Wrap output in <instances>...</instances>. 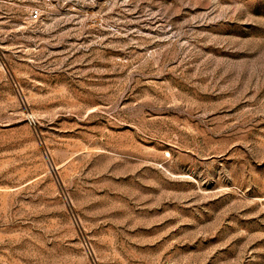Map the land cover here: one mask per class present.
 Segmentation results:
<instances>
[{
	"label": "rangeland",
	"instance_id": "374dc122",
	"mask_svg": "<svg viewBox=\"0 0 264 264\" xmlns=\"http://www.w3.org/2000/svg\"><path fill=\"white\" fill-rule=\"evenodd\" d=\"M0 264H264V0H0Z\"/></svg>",
	"mask_w": 264,
	"mask_h": 264
},
{
	"label": "built area",
	"instance_id": "2783aa9c",
	"mask_svg": "<svg viewBox=\"0 0 264 264\" xmlns=\"http://www.w3.org/2000/svg\"><path fill=\"white\" fill-rule=\"evenodd\" d=\"M29 16H30L31 20L38 19V17H39L38 10L37 9L32 10Z\"/></svg>",
	"mask_w": 264,
	"mask_h": 264
}]
</instances>
